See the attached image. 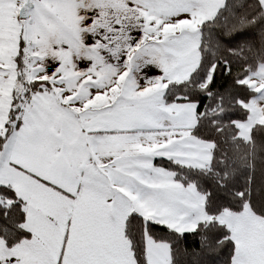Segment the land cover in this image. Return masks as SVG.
I'll list each match as a JSON object with an SVG mask.
<instances>
[{
  "label": "crops",
  "instance_id": "crops-1",
  "mask_svg": "<svg viewBox=\"0 0 264 264\" xmlns=\"http://www.w3.org/2000/svg\"><path fill=\"white\" fill-rule=\"evenodd\" d=\"M33 1L26 23L42 54L27 78L61 83L56 93L34 95L23 112L21 121L28 123L20 125L25 131L12 150L19 163H12L16 169L5 184L26 203L31 237L13 248L0 239V260L135 264L126 212L143 211L180 232L208 219L204 196L155 159L210 163L211 144L192 134L197 104H168L163 94L168 83L186 80L197 67L200 25L225 0ZM6 22L0 13V29L10 28ZM88 32L96 34L92 43ZM56 61L59 74L53 75ZM251 79L259 92L255 107L264 101V65ZM114 194L130 206H106ZM234 213L225 225L234 237L235 264H264V217L248 207ZM167 251L148 240L153 264L166 260Z\"/></svg>",
  "mask_w": 264,
  "mask_h": 264
},
{
  "label": "trees",
  "instance_id": "trees-1",
  "mask_svg": "<svg viewBox=\"0 0 264 264\" xmlns=\"http://www.w3.org/2000/svg\"><path fill=\"white\" fill-rule=\"evenodd\" d=\"M226 32L229 34L225 35ZM200 33L201 58L197 67L186 80L168 83L163 98L168 104L197 103V122L192 134L211 144L210 163L206 167H193L158 157L155 164L172 171L182 184L196 187L205 198L208 219L182 237L168 228L150 231L158 240L172 242L174 264H231L235 241L228 239L223 245L216 244L220 237H233L231 229L218 217L229 210L242 212L247 206L252 213L264 217V122L254 124L249 137L241 135L239 129V123L251 116L245 104L259 95L246 81L264 65V6L260 0H225L217 13L200 25ZM23 72L22 67L17 72L16 85H20L21 91L14 88L12 93V99L16 100L15 96L22 95L24 90L19 102L24 105L19 109L20 120L34 95L57 91L53 78L29 80ZM221 159L224 165L219 163ZM225 171L229 173L227 179ZM239 192L244 193L243 198L237 195ZM0 196L8 198L9 203L18 201L9 221L0 219V226L7 223L10 228L8 236L0 232V239L13 248L31 237L24 227L26 203L11 185L0 188ZM13 224H20V229ZM142 225L139 218L128 224L133 244L140 242ZM202 235L208 236L210 248L201 247Z\"/></svg>",
  "mask_w": 264,
  "mask_h": 264
},
{
  "label": "rangeland",
  "instance_id": "rangeland-1",
  "mask_svg": "<svg viewBox=\"0 0 264 264\" xmlns=\"http://www.w3.org/2000/svg\"><path fill=\"white\" fill-rule=\"evenodd\" d=\"M35 1L38 2V0ZM22 2L23 0H0V13L8 17V22L4 26L10 27L7 30L0 29V135L5 132H11V123H14L16 118L20 116L19 109L24 107L23 104H19V102H22L24 90L22 91V95L15 96L16 100L12 99L14 88H17L18 92L21 91L20 85H16L18 69L22 67L24 75H29L31 69L34 72V64L39 58V55L42 54L32 43L33 37L30 24L26 23L29 20L20 17L19 10L25 1L21 6ZM4 31L8 32L9 35L6 37L2 36V32ZM46 77L48 78V76ZM252 80L249 78L246 83L253 87ZM53 81L54 85L61 83V80L58 78H54ZM86 82L90 86L94 83L90 80H86ZM250 103L245 104L251 113L250 119L246 122L239 123L241 135L244 137H249L254 124L264 122V101L261 104H256L255 107L252 103L250 105ZM17 105L19 107H16ZM11 114H13V117L10 116ZM13 145L14 141L8 149V153L11 156ZM5 159H8L7 154ZM13 168L16 169L12 163H6L3 168H0V183L5 184V178L10 174L9 170L13 171ZM232 214L235 213L230 210L226 211L223 216L220 215L218 217V220L221 223L223 222L222 224H225L231 220Z\"/></svg>",
  "mask_w": 264,
  "mask_h": 264
},
{
  "label": "snow or ice",
  "instance_id": "snow-or-ice-1",
  "mask_svg": "<svg viewBox=\"0 0 264 264\" xmlns=\"http://www.w3.org/2000/svg\"><path fill=\"white\" fill-rule=\"evenodd\" d=\"M93 8H88L86 11H93ZM94 19V17H84V20L86 22H91ZM229 33L226 32L225 35H228ZM96 34L94 32H88L89 37V43L93 42V37ZM235 54V52H233ZM58 64L59 62L56 61L53 64V75H58ZM19 98V97H18ZM75 103V101H74ZM16 107H19L17 105ZM75 112V109L72 110ZM28 121L25 119L23 122L20 120L19 117L16 118L14 123H11V132H5L2 135H0V141H3V143H0V168H3V166L8 163L11 164L13 162L19 163L18 161H14L12 159V156L10 153H8L9 146L13 143L14 140H16L18 137H20L25 129L23 126L19 128V131H17V126L22 124H27ZM215 126V125H214ZM98 130V129H97ZM88 132L93 131V129H88ZM81 133L83 135H86V133L81 130ZM58 135V133H57ZM6 154L8 156V159L6 160ZM235 163V160L232 161ZM221 165L225 164V161L221 159L219 161ZM229 173L227 171L224 172V179L228 178ZM43 179V178H42ZM225 185L221 184V187H224ZM8 185L0 184V188H6ZM241 198H243L244 193L239 192L237 193ZM18 201L13 200L12 203L8 202V198H4L0 196V219H2L5 222L9 221L10 213L12 212L13 206L17 204ZM110 205L114 209L119 210H126L130 206L129 201L123 200L118 195H112L109 197H106V206ZM21 211H24L23 208H21ZM126 219L124 220V230H125V236H128V224L130 221H135L136 219H140L143 222L142 229H141V238L139 243H132V237L128 236L130 245H131V251L133 255V259L135 260V264H153V261L148 256V240L151 239L154 244L157 246H164L167 248V258L164 261L158 262V264H174V257L172 256V242L171 241H165V240H158L155 235L150 231V229H156V228H168L169 230H173L169 227V225L163 223L160 219L151 218L143 211L140 210H133L131 212H126ZM211 221L205 224V228H208ZM13 227L20 229V224H13ZM197 229H186L184 232H180L178 230L176 231V234L179 236H183L184 234L195 231ZM0 232H2L5 236H8L10 234V228L8 227L7 223L0 226ZM233 239L234 237H220L216 240L217 245H223L226 240ZM201 241V247H211V242L209 241L208 236L202 235L200 237ZM186 251V250H185ZM138 252L140 255L138 256ZM199 255V253H197ZM0 264H4L3 260H0ZM64 264H68L67 260L64 261ZM231 264H235V255L231 258Z\"/></svg>",
  "mask_w": 264,
  "mask_h": 264
},
{
  "label": "water",
  "instance_id": "water-1",
  "mask_svg": "<svg viewBox=\"0 0 264 264\" xmlns=\"http://www.w3.org/2000/svg\"><path fill=\"white\" fill-rule=\"evenodd\" d=\"M34 7V1L33 0H25L24 5L20 9V17L22 19H26L28 16V12L30 9Z\"/></svg>",
  "mask_w": 264,
  "mask_h": 264
}]
</instances>
